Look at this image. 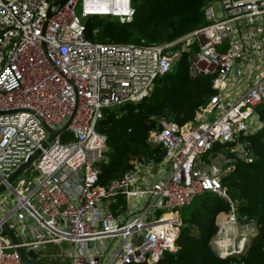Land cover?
Returning a JSON list of instances; mask_svg holds the SVG:
<instances>
[{
  "label": "built area",
  "instance_id": "1",
  "mask_svg": "<svg viewBox=\"0 0 264 264\" xmlns=\"http://www.w3.org/2000/svg\"><path fill=\"white\" fill-rule=\"evenodd\" d=\"M56 1L0 0V185L15 198L0 215V264H27L18 247L51 264H155L180 249L184 223L178 210L205 191L230 203L218 215L211 243L223 256L240 252L257 224L245 223L254 225L250 235L231 236L240 220L221 177L225 165L254 159L242 136L262 125L256 105L264 99V0L213 1L205 7L206 24L151 45L97 42L86 35L85 20L92 17L132 21L133 0ZM183 52L189 73L213 76L216 92L192 121L163 120L161 129L150 132L149 140L164 148L169 175L161 170L154 178V162L134 161L121 179L100 184L109 149L98 130L105 109L141 102ZM71 118L44 147L46 125L61 129ZM231 142L234 156L217 149ZM38 150L30 167L38 175L24 177L29 168L10 183ZM119 194L143 203L117 218L109 206ZM4 222L17 244L2 235Z\"/></svg>",
  "mask_w": 264,
  "mask_h": 264
},
{
  "label": "trees",
  "instance_id": "2",
  "mask_svg": "<svg viewBox=\"0 0 264 264\" xmlns=\"http://www.w3.org/2000/svg\"><path fill=\"white\" fill-rule=\"evenodd\" d=\"M213 1L217 0H141L130 22L97 18L91 25L97 32L104 25L101 34L108 38L107 42L141 45L171 42L206 24L205 7ZM188 66V52H183L170 72L155 79L151 92L141 102L105 109L98 130L106 134L109 149L101 162L100 184L108 186L121 179L134 161L161 162L164 148L149 140L150 132L161 129L163 120L179 125L188 123L200 108L209 104L216 92L213 76L192 75ZM256 112L261 128L242 136L253 151V161L238 159L221 181L237 208L240 224L254 220L257 233L248 238L240 252L223 256L211 241L219 228L217 215L229 211L230 203L214 191H205L182 209L184 225L177 239L180 249L166 253L155 264H264V99ZM234 145L231 142L217 147L232 157ZM117 199L119 205L125 204L124 194Z\"/></svg>",
  "mask_w": 264,
  "mask_h": 264
},
{
  "label": "rangeland",
  "instance_id": "3",
  "mask_svg": "<svg viewBox=\"0 0 264 264\" xmlns=\"http://www.w3.org/2000/svg\"><path fill=\"white\" fill-rule=\"evenodd\" d=\"M140 1L141 0H133L134 7L137 8V6L140 3ZM77 12L80 13V6L77 7ZM97 18H109V19H112V20H115V21H118V20L116 18H113V17H111V18L110 17H92V18H89V19L85 20L86 27H87V30H86L87 37L89 39L93 40V41L107 42L106 40L108 38L104 34H101V31L105 28L104 25H102L100 27L101 30L99 28V30H100L99 32H97L96 29H94L95 27H93V25H91L93 23V21L95 19H97ZM259 104L260 103H258L256 105V107ZM169 173H170V170H168V175H169ZM37 175H38V172L34 168H30L27 172L23 173V176L28 178V179H33ZM15 184H16V182H15ZM199 195H197V196H199ZM141 202H142V198L131 197L130 206H131L132 209H134V208L138 209V207L140 206ZM11 203L12 204L15 203V198H14V196H12V190L8 189V190H5V191H2L0 193V215L5 214V212L7 211V207H9ZM162 212H163V210L159 211L158 215H160ZM182 213H183V210H182ZM240 229H242V230L237 233V237H239V236H241V237L242 236H247V234H245L246 233L245 230H243L244 227L242 225H240ZM242 234H245V235H242ZM235 242L237 244L239 241H235ZM66 245H67V243H64V247ZM55 262L59 263L58 261H55Z\"/></svg>",
  "mask_w": 264,
  "mask_h": 264
},
{
  "label": "water",
  "instance_id": "4",
  "mask_svg": "<svg viewBox=\"0 0 264 264\" xmlns=\"http://www.w3.org/2000/svg\"><path fill=\"white\" fill-rule=\"evenodd\" d=\"M67 0H57L55 3L56 4H60L63 5ZM76 113V110L72 116V118L74 117ZM72 118L66 123V125L61 128V129H53L50 126L46 125L49 132H50V136L48 137L47 141L44 143V147H46L48 145V143L50 141H52V139L59 134L61 131L65 130L71 123ZM41 153V150H38L35 152V154H33L32 156L29 157V159L23 163L8 179V181L11 183L13 182L18 176H20L25 170L29 169L32 164L33 161L37 158V156ZM6 190V185L2 184L0 185V193L2 191ZM2 235H9L12 239V241L17 244L19 242L18 237L14 231V229H12L9 225L8 222H4L2 224V231H1ZM17 251L20 253L22 260L27 263V264H51V263H47V262H43L40 260H33L30 257L31 256H36V254L33 252V250H29V251H25L23 248L18 247Z\"/></svg>",
  "mask_w": 264,
  "mask_h": 264
},
{
  "label": "crops",
  "instance_id": "5",
  "mask_svg": "<svg viewBox=\"0 0 264 264\" xmlns=\"http://www.w3.org/2000/svg\"><path fill=\"white\" fill-rule=\"evenodd\" d=\"M217 149H218V147H217ZM235 163L236 162H234L231 166L230 165H225L224 166V170H225V172L226 171H229V170H231L232 168H234V165H235ZM155 164V166H153L152 167V172H153V176H154V178L156 177V176H158V172L160 173L161 172V170L163 171V170H165L166 169V164L163 162V160L161 161V162H159V163H154ZM230 166V167H229ZM229 167V168H228ZM224 172V173H225ZM165 173L166 174H168V170H165ZM142 185H146L145 183H141ZM149 187V186H148ZM136 198H140V197H136ZM130 199H131V197L130 198H126L125 199V204H120L119 205V203H117L118 202V199H116V201L115 202H113V203H111L110 204V210H111V212L118 218V217H124V216H128L129 215V213L131 212V210H133L132 208H131V206H130ZM143 203V199H142V202H141V204ZM141 204H140V206H141ZM187 207V206H186ZM186 207H183V208H186ZM139 208V207H138ZM183 208H180V210H178V213H179V215H180V217H181V219H182V221H183V223H184V220H183V214H182V209ZM219 215V214H218ZM218 215H217V225H218V222H219V219H218ZM223 219H226L227 218V215L226 214H224L223 215ZM252 221H248V222H245V223H251ZM245 223H241L240 225H242L243 227H244V225H245ZM240 225H237V226H234V228L233 229H231L230 231H229V233L231 234V236H237V233L239 232V231H241L242 229H240ZM218 227H219V225H218ZM252 227H254V225L253 224H250V226H248V227H244V229L243 230H245V234H248L249 232H250V230H251V232H252ZM251 232L249 233V235L251 234ZM254 236V235H253ZM253 236H250V237H253ZM233 237V238H234ZM238 238H240V236L238 237ZM236 240H238V239H236ZM231 241H233V239L231 240ZM116 243L117 242H115L114 244H111V246H115L116 245ZM55 262V261H54ZM59 262V261H58ZM56 264H60V262L59 263H57V262H55Z\"/></svg>",
  "mask_w": 264,
  "mask_h": 264
},
{
  "label": "bare ground",
  "instance_id": "6",
  "mask_svg": "<svg viewBox=\"0 0 264 264\" xmlns=\"http://www.w3.org/2000/svg\"><path fill=\"white\" fill-rule=\"evenodd\" d=\"M230 242H233V241H230Z\"/></svg>",
  "mask_w": 264,
  "mask_h": 264
}]
</instances>
